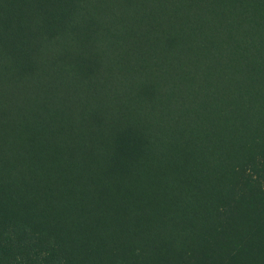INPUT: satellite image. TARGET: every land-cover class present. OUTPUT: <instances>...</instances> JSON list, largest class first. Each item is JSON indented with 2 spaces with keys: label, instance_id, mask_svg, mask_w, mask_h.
<instances>
[{
  "label": "trees",
  "instance_id": "1",
  "mask_svg": "<svg viewBox=\"0 0 264 264\" xmlns=\"http://www.w3.org/2000/svg\"><path fill=\"white\" fill-rule=\"evenodd\" d=\"M0 264H264V0H0Z\"/></svg>",
  "mask_w": 264,
  "mask_h": 264
}]
</instances>
